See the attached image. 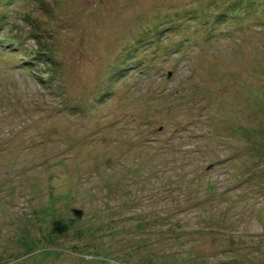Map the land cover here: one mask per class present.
I'll return each mask as SVG.
<instances>
[{"label":"rangeland","instance_id":"1","mask_svg":"<svg viewBox=\"0 0 264 264\" xmlns=\"http://www.w3.org/2000/svg\"><path fill=\"white\" fill-rule=\"evenodd\" d=\"M0 264H264V0H0Z\"/></svg>","mask_w":264,"mask_h":264},{"label":"trees","instance_id":"2","mask_svg":"<svg viewBox=\"0 0 264 264\" xmlns=\"http://www.w3.org/2000/svg\"><path fill=\"white\" fill-rule=\"evenodd\" d=\"M261 1H263V0H261ZM136 223H130L131 224L130 227L134 228L136 230V232H141V233H144L149 228L156 227V225H157V224L150 225L149 222L138 223V224H136ZM93 226L94 225H85L86 232H88V233H86V235H88V238L91 239V242L93 243V245L96 243V239H98V240L100 239L98 236H102L103 237L104 233H101V232H103V231H105L107 229L110 230L111 233L106 232V234H110L111 237H113L115 235V234L112 233L113 231H117L118 229H120V231L123 232V230L126 229V226H124L123 228H119L117 222H115L113 220H109L106 223V227L105 228L103 226H101V225H99V227H97V225H96L94 228H93ZM158 227H159V230H160V228H164V227L166 228V230L164 231L165 233H164L163 239H164V237L168 238L169 236H171V234H172V237H171V239H172L173 238V233L172 232H175L173 230L177 229L176 224L167 223L166 219L161 220L160 222H158ZM124 231H126V230H124ZM76 234L80 235V236L82 235V237H83V236H85V235H83V234H85V230L84 229H80L78 232H76ZM116 239H118L119 242L121 243L119 247H122V248L124 247V248H127V249L130 250V252L125 253V254L122 255L124 258H127L129 261H131L132 259L134 260L135 257L139 256V257H141V259H140L141 262L150 260V258L148 257V255L146 253L147 248L150 246L148 244V240L147 239H143V240H141L138 243H133V242L131 243V242L127 241L126 239H121V237H119L118 235H117ZM50 241H53V240H50ZM94 247H95V250L97 252V254H94V255L97 256V255L100 254V256L102 255V259L110 260L111 257L114 258L115 255H116V253L113 252V251H109V252H105V253L101 254L99 252V250H98V247H104L101 244H100V246H94Z\"/></svg>","mask_w":264,"mask_h":264}]
</instances>
